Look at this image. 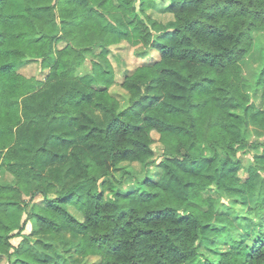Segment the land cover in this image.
<instances>
[{"label":"clouds","instance_id":"1","mask_svg":"<svg viewBox=\"0 0 264 264\" xmlns=\"http://www.w3.org/2000/svg\"><path fill=\"white\" fill-rule=\"evenodd\" d=\"M0 264H264V0H0Z\"/></svg>","mask_w":264,"mask_h":264}]
</instances>
